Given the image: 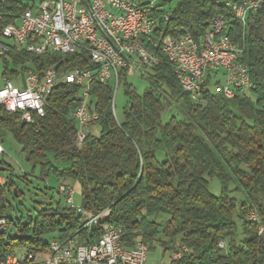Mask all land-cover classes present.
Listing matches in <instances>:
<instances>
[{
	"label": "trees",
	"instance_id": "16d2710c",
	"mask_svg": "<svg viewBox=\"0 0 264 264\" xmlns=\"http://www.w3.org/2000/svg\"><path fill=\"white\" fill-rule=\"evenodd\" d=\"M35 1L43 0H6L0 5V36ZM217 15L227 19L228 36L238 45L254 88L243 98L226 99L217 92L222 79L209 75L205 92L193 102L176 81L162 44L181 30L200 42ZM154 16V33L141 41L159 64L141 76L149 85L142 95L121 74L119 85L123 83L126 97L122 124L113 112V85L97 80L90 94L98 116L94 126L100 133L97 137L88 133L80 147L73 118L80 105L78 87L58 84L46 99L44 116L34 115L30 124L0 107V138L8 133L21 147L31 176L38 170L42 182L69 181L79 188L84 212L93 216L109 212L106 221L82 230L83 218L62 205L66 196L60 186L55 207L42 208L34 218L14 224L8 216L9 198L22 204L24 193L13 169L0 161V177L9 173L0 186V221L6 224L0 235V259L18 249L46 253L52 241L66 242L75 234L94 243L108 224L121 227L128 244L139 240L150 253L161 247L171 264H264V235H258L259 223L248 219L254 214L264 226V0L245 24L234 18L223 0H168L157 4ZM0 59L7 66L3 76L13 81L30 71L41 76L49 68L60 75L76 68L98 71L82 54L36 56L13 50ZM10 63L13 70H8ZM174 107L183 117L163 123L162 115ZM28 177L17 176L24 182ZM213 181L218 183V195L210 191ZM13 225L19 238L7 237ZM221 242L225 249L219 248ZM176 254L180 259L173 260Z\"/></svg>",
	"mask_w": 264,
	"mask_h": 264
},
{
	"label": "built area",
	"instance_id": "2783aa9c",
	"mask_svg": "<svg viewBox=\"0 0 264 264\" xmlns=\"http://www.w3.org/2000/svg\"><path fill=\"white\" fill-rule=\"evenodd\" d=\"M6 0H0L2 5ZM168 0H152L140 3L134 0H43L34 2L16 24L3 28L0 36V58L13 50L36 56L44 54L73 55L90 57L98 67L93 73L74 69L60 75L54 69H46L41 76L30 71L17 86L12 79H5L0 87V107L9 114L21 116L30 124L34 115L43 117L45 102L57 87L66 83L80 88V105L73 118L77 124L76 145L80 147L90 129L98 122L94 106L91 104L90 86L97 80L101 84L111 83L116 92L121 74L126 76H145L158 66L151 62V50L141 41L155 31L157 19L150 16V9ZM263 0H244L231 3V8L241 15L242 23L249 14L257 13ZM169 20V16H165ZM228 21L222 16L214 17L208 24L203 48L188 44L189 33L184 30L167 37L162 50L168 53L176 81L193 102L205 92L209 75L222 79L217 92L226 99L243 98L254 88L248 66L241 62V51L228 36ZM133 53H140V60H133ZM114 104V98H113ZM114 112V109H113ZM5 153L0 143V157ZM5 182L0 179V186ZM66 196V204L83 218L82 230H89L98 223L106 221L109 212L93 216L74 205L73 189L60 187ZM248 219L259 223L258 235H264V226L258 217L249 215ZM6 227H1L0 235ZM54 250L46 253L16 251L0 264H150L149 247L139 240L128 244L121 227L104 225L98 241L89 243L75 234L66 242L52 241ZM225 249L224 242L219 244ZM180 254L173 260L180 259ZM162 264V263H160Z\"/></svg>",
	"mask_w": 264,
	"mask_h": 264
},
{
	"label": "rangeland",
	"instance_id": "374dc122",
	"mask_svg": "<svg viewBox=\"0 0 264 264\" xmlns=\"http://www.w3.org/2000/svg\"><path fill=\"white\" fill-rule=\"evenodd\" d=\"M151 1L152 0H144L143 3H148ZM223 1L225 2L227 0H223ZM6 67L7 66L4 63V61L0 59V87H2L4 84L5 77L3 76V74ZM8 70H13V66L11 63L8 65ZM126 82L128 85L132 86L133 90L139 95H142L148 89L149 86L146 79H143L139 75L129 76L126 79ZM125 106H126V97L124 95L123 83H121L118 86L116 92H114V104H113L114 115L116 122L118 124L123 123L124 120L123 113ZM173 116L178 119H181L183 117L180 111L176 107H174L170 111L165 112L162 115L161 120L163 123H166L170 119V117ZM89 133H91L92 136L97 137L100 133V127L98 125L92 127ZM0 143L5 151V154L0 157V161L5 162L13 169L14 180L19 190L24 193L22 204H19V202H15L11 198H9L10 208L8 210V216L10 219L14 221V224H16L17 219L23 218L22 222L25 223L27 217L34 218L42 208L44 209L47 208L48 206L55 207L56 205L55 203L59 199V196L57 194V189L60 186L63 187L71 186L74 191V195H73L74 205L78 207L81 206L80 191L76 185L71 184V182L69 181L58 182L52 179L47 181L46 183L40 181L38 179L39 177L38 170L34 173L33 176H31V166L26 163L25 155L22 152L21 147L14 142L10 134L3 133V135L0 138ZM24 173L29 175L28 180L26 182L21 181L17 178V176H21ZM8 176L9 173H4L1 175L0 179L3 181ZM210 191L214 195L219 194L220 190L218 183L216 181H213L210 184ZM65 203L66 201H64L63 199L62 205L67 206V204ZM7 237L10 239H16L20 237L14 225L8 228ZM16 253L19 256L23 255L24 250L18 249L16 250ZM171 261L172 260L169 254L166 253L164 255L163 250L159 246L155 248V251L149 254L150 264H160V263L171 264Z\"/></svg>",
	"mask_w": 264,
	"mask_h": 264
},
{
	"label": "bare ground",
	"instance_id": "6f19581e",
	"mask_svg": "<svg viewBox=\"0 0 264 264\" xmlns=\"http://www.w3.org/2000/svg\"><path fill=\"white\" fill-rule=\"evenodd\" d=\"M221 3V2H220ZM224 6L232 12V15H234V18L242 23L241 15L238 14L237 11H234V9L231 8V3H224ZM156 9H150V16H154V12ZM217 16H222V15H217ZM244 24V23H243ZM188 44L189 45H196V48H203V40H200V42H195L192 36L189 34L188 36ZM162 53L167 59V62L171 65L172 63L168 61V53L166 50H162ZM133 60H140V53H133ZM151 62L152 63H159L158 60L155 58V56L151 52ZM60 83H57V85ZM66 84V83H65ZM1 227H6V224L4 221H1ZM49 250H54V243L52 242L50 244Z\"/></svg>",
	"mask_w": 264,
	"mask_h": 264
},
{
	"label": "water",
	"instance_id": "95a60500",
	"mask_svg": "<svg viewBox=\"0 0 264 264\" xmlns=\"http://www.w3.org/2000/svg\"><path fill=\"white\" fill-rule=\"evenodd\" d=\"M13 193H14V196H15V197H17V196H18V195H17V190H16V189L13 191ZM77 216H78V217H80V215H79V214H77Z\"/></svg>",
	"mask_w": 264,
	"mask_h": 264
},
{
	"label": "crops",
	"instance_id": "0c3cea01",
	"mask_svg": "<svg viewBox=\"0 0 264 264\" xmlns=\"http://www.w3.org/2000/svg\"><path fill=\"white\" fill-rule=\"evenodd\" d=\"M5 79H8V78L5 77ZM5 79H4V80H5ZM15 84L18 86V85L20 84V80H16V81H15Z\"/></svg>",
	"mask_w": 264,
	"mask_h": 264
}]
</instances>
